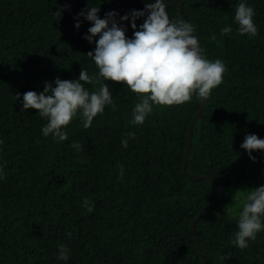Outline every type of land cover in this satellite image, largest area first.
I'll use <instances>...</instances> for the list:
<instances>
[{
	"label": "trees",
	"instance_id": "obj_1",
	"mask_svg": "<svg viewBox=\"0 0 264 264\" xmlns=\"http://www.w3.org/2000/svg\"><path fill=\"white\" fill-rule=\"evenodd\" d=\"M163 2L169 18L179 19V0ZM240 2L182 1V18L194 25L206 58L227 67L195 120L183 168L189 126L202 105L195 96L179 106H154L142 125H133L137 95L101 81L116 110L106 105L87 129L77 117L59 143L43 136L47 121L36 110L22 109L26 91L39 93L57 77L76 80L81 69L98 72L86 55L98 37L91 44L83 38L91 22L77 16L82 9L99 7V18L113 10L122 16L142 10L145 0H0V169L6 177L0 179V264H204L191 222L221 193L219 204L195 222L208 264H264V231L246 249L230 243L238 229L228 209L237 193L264 185V151H253V161L240 147L247 134L264 139V0H243L255 12V37L238 34ZM123 25L131 38L129 22ZM226 26L232 31L222 36ZM129 132L135 136L125 149L121 140ZM61 244L67 260L57 259Z\"/></svg>",
	"mask_w": 264,
	"mask_h": 264
},
{
	"label": "clouds",
	"instance_id": "obj_2",
	"mask_svg": "<svg viewBox=\"0 0 264 264\" xmlns=\"http://www.w3.org/2000/svg\"><path fill=\"white\" fill-rule=\"evenodd\" d=\"M65 8H68L67 4ZM61 11L58 9L56 15L60 17ZM99 11V7L92 6L77 14L91 22L88 34L83 38L91 44L98 37L94 49L86 54L94 61L98 72L89 75L81 69L76 80L57 77L53 82H45L39 93H23L22 109H34L47 121L41 128L44 137L51 135L58 143L66 141L68 133L65 128L77 117L87 129L93 119L103 113L106 105L116 110L108 85L101 81L123 84L137 95L138 102L132 108L130 121L133 125H142L154 106L183 105L190 103L193 96L197 100H207L212 90L223 83L227 72L224 62L206 58L198 37L194 35V25L183 19H170L163 0H145L142 10H131L122 16L113 10L99 18ZM254 15V9L243 0L236 6L234 23L238 25L239 35L255 37L258 34ZM141 18L143 22L138 26L136 21ZM124 21H128L133 29L131 38L126 35ZM74 26L79 29L80 23ZM231 31V26H226L220 34L228 35ZM210 39L216 41L215 34ZM86 84L93 85L94 90L86 88ZM16 100H20L19 93ZM134 136L135 133H127L121 145L126 149L128 139ZM71 146L82 150L79 142ZM240 147L255 161L251 153L264 151V139L247 134ZM119 175L121 178L124 175L123 165L119 166ZM0 179H6L2 169ZM236 200L238 230L233 233L230 243L243 250L249 246V240L255 241L257 234L264 231V185L240 190ZM83 207L89 213L94 210L88 198H84ZM228 212L232 214L233 210L228 209ZM67 235L71 236V233ZM229 258L220 257L222 260ZM57 259H68V249L63 244L59 246Z\"/></svg>",
	"mask_w": 264,
	"mask_h": 264
},
{
	"label": "water",
	"instance_id": "obj_3",
	"mask_svg": "<svg viewBox=\"0 0 264 264\" xmlns=\"http://www.w3.org/2000/svg\"><path fill=\"white\" fill-rule=\"evenodd\" d=\"M182 1L183 0H179V19H183L182 18V14H181V8H182ZM206 102L207 100H202V105L200 107V109L198 110L197 114L195 115V117L193 118L190 126H189V130H188V140H187V144H186V149H185V153H184V160H183V168L185 167L186 165V161H187V157H188V154H189V150H190V146H191V141H192V136H193V128H194V123H195V120L199 117H201L204 109H205V106H206ZM185 175L187 177H189L190 179L192 180H199V179H209L207 176H198V175H190V174H187L185 173ZM210 182L212 184H214V181L212 179H209ZM222 199V193L220 194L219 198L215 201V202H212L211 204L205 206L204 208H202L196 215V217L194 218V220L191 222V231H192V234H193V238H194V242H195V245L198 249V251L200 252L201 256H202V259H203V262L204 264H208V261L207 259L205 258V256L203 255L202 251H201V246H200V243H199V239H198V236H197V232H196V229H195V222L198 221L201 216L206 213L208 210H210L211 208L213 207H216L219 202L221 201Z\"/></svg>",
	"mask_w": 264,
	"mask_h": 264
},
{
	"label": "rangeland",
	"instance_id": "obj_4",
	"mask_svg": "<svg viewBox=\"0 0 264 264\" xmlns=\"http://www.w3.org/2000/svg\"><path fill=\"white\" fill-rule=\"evenodd\" d=\"M237 201L234 203V205L230 208L233 210L232 214H230L232 217H235V213L239 211L236 207Z\"/></svg>",
	"mask_w": 264,
	"mask_h": 264
}]
</instances>
